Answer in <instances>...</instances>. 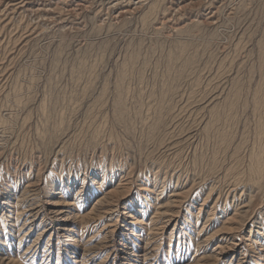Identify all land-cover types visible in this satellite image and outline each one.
Masks as SVG:
<instances>
[{
    "label": "rangeland",
    "instance_id": "obj_1",
    "mask_svg": "<svg viewBox=\"0 0 264 264\" xmlns=\"http://www.w3.org/2000/svg\"><path fill=\"white\" fill-rule=\"evenodd\" d=\"M196 1L1 0L0 264H264V0Z\"/></svg>",
    "mask_w": 264,
    "mask_h": 264
},
{
    "label": "bare ground",
    "instance_id": "obj_2",
    "mask_svg": "<svg viewBox=\"0 0 264 264\" xmlns=\"http://www.w3.org/2000/svg\"><path fill=\"white\" fill-rule=\"evenodd\" d=\"M16 1V0H15ZM19 1V0H18ZM142 1V0H141ZM183 1V0H182ZM189 1V0H188ZM192 1V0H191ZM196 1V0H195ZM198 1H200V0H198ZM207 1V0H206ZM0 2H1V0H0ZM197 2V1H196ZM211 2V1H210ZM9 3V2H8ZM57 3V2H56ZM104 3V2H103ZM110 3V2H109ZM114 3V2H113ZM146 3V2H145ZM190 3V2H189ZM188 3V4H189ZM205 3V2H204ZM11 5V4H10ZM129 5V4H128ZM198 5V4H197ZM200 5V4H199ZM22 7H25L24 6V3L23 2H17V3H15L14 4V9H18V8H22ZM12 8V7H11ZM41 8V7H40ZM50 8V7H49ZM48 8V9H49ZM54 8V7H53ZM52 8V9H53ZM56 8V7H55ZM218 8V7H217ZM4 9V8H3ZM7 9V8H6ZM181 9V8H180ZM13 10V9H12ZM29 10V9H28ZM31 10V9H30ZM38 10H40V9H38ZM44 10V9H43ZM129 10V9H128ZM4 11V10H3ZM25 11V10H24ZM37 11V10H36ZM41 11V10H40ZM58 11V10H57ZM32 13V12H31ZM0 14H2V13H0ZM47 17V16H46ZM50 17V16H49ZM211 17V16H210ZM1 19V18H0ZM33 19V18H32ZM212 19V18H211ZM7 21V20H6ZM63 21V20H62ZM61 21V22H62ZM26 23V22H25ZM3 24V23H2ZM61 24V23H60ZM41 27V26H40ZM45 27V26H44ZM33 29V28H32ZM37 33V32H36ZM26 35V34H25ZM6 70V69H5ZM178 192V191H177ZM107 194H111V192H108ZM174 198H171L170 199V201H169V204L167 205V206H169V205H171V204H175V203H177L178 201H179V199H180V197L182 196V193H172L171 194ZM107 196H109V195H106L105 197L106 198H108ZM111 196V195H110ZM105 197L103 198V199H101V200H99L98 201V204H100V205H103L102 204V202L104 201V199H105ZM110 198V197H109ZM163 207H166V205L165 204H163V206L161 205V206H159V208L161 209V208H163ZM160 209H158V210H160ZM157 213H160V211H157ZM162 213V212H161ZM96 216V215H95ZM155 217V216H154ZM94 219V218H93ZM227 232V231H226ZM220 233V232H219ZM6 260H9L10 262L12 261V259H9V258H6V257H0V262L1 263H4V261H6Z\"/></svg>",
    "mask_w": 264,
    "mask_h": 264
}]
</instances>
